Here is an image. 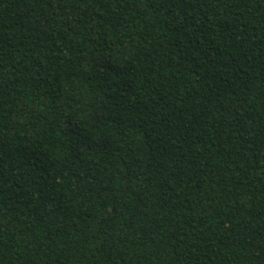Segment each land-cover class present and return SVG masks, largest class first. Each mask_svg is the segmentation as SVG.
Returning <instances> with one entry per match:
<instances>
[{
	"label": "trees",
	"instance_id": "trees-1",
	"mask_svg": "<svg viewBox=\"0 0 264 264\" xmlns=\"http://www.w3.org/2000/svg\"><path fill=\"white\" fill-rule=\"evenodd\" d=\"M0 264H264V0H0Z\"/></svg>",
	"mask_w": 264,
	"mask_h": 264
}]
</instances>
